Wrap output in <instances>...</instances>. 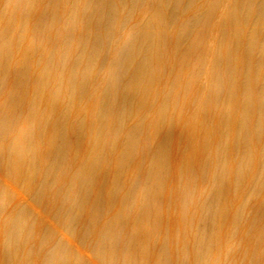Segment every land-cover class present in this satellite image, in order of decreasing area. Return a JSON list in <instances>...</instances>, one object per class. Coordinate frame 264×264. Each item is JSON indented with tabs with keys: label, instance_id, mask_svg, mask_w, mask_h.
Instances as JSON below:
<instances>
[{
	"label": "rangeland",
	"instance_id": "obj_1",
	"mask_svg": "<svg viewBox=\"0 0 264 264\" xmlns=\"http://www.w3.org/2000/svg\"><path fill=\"white\" fill-rule=\"evenodd\" d=\"M97 1L0 0V264H264L260 0Z\"/></svg>",
	"mask_w": 264,
	"mask_h": 264
},
{
	"label": "bare ground",
	"instance_id": "obj_2",
	"mask_svg": "<svg viewBox=\"0 0 264 264\" xmlns=\"http://www.w3.org/2000/svg\"><path fill=\"white\" fill-rule=\"evenodd\" d=\"M99 1V0H98ZM97 1V2H98ZM101 1V0H100ZM241 0H230L229 1V4H232L233 3V5H234V7H238V5H239V2H240ZM256 1V0H255ZM89 2V1H88ZM191 2V1H190ZM254 4V3H253ZM255 4H257V6H255L256 8H258V10H259V12H261V14H263L264 13V0H260V1H256L255 2ZM227 5V4H226ZM86 6V5H85ZM183 6H185V4L183 5ZM87 7V6H86ZM205 7V6H204ZM229 7H230V5H229ZM102 8H103V6H102ZM101 8V9H102ZM142 9V8H141ZM100 10V9H99ZM257 10V9H256ZM146 11V7L144 8V10H142L141 11V13H140V15L142 16V15H144V12ZM147 15V14H146ZM264 16H262L261 18L260 17H258L259 18V20L257 21L258 23H260V24H263L264 25V18H263ZM245 19V18H244ZM218 21V20H217ZM221 21V20H220ZM97 22V21H96ZM255 22V21H254ZM211 23H213V22H211ZM215 23V22H214ZM260 24H257V25H260ZM87 30V29H86ZM79 31V30H78ZM124 31V30H123ZM95 32V31H94ZM119 32V31H118ZM256 33H257V39H258V48H259V53H260V55H259V57L257 58V60H256V58L254 59V61H256L255 62V67L256 68H258L259 70H262V68H264V27L262 26V27H257V29H256ZM80 34V33H79ZM94 34V33H93ZM78 35V34H77ZM88 35V34H87ZM86 35V36H87ZM85 36V35H84ZM149 38V37H148ZM67 39V38H66ZM96 40V39H95ZM141 44V43H140ZM211 44V43H210ZM139 45V44H138ZM138 45H137V47H138ZM114 47V46H113ZM140 47V46H139ZM119 48V47H118ZM151 50V49H150ZM112 51V50H111ZM144 51V50H143ZM138 52V51H137ZM247 52V51H246ZM245 56V58H246V56L247 55H244ZM89 58V57H88ZM244 58V60H246ZM79 60V59H78ZM106 60V59H105ZM102 61H103V59H102ZM253 61V62H254ZM150 62V61H149ZM249 62V61H248ZM137 64V63H136ZM249 64V63H248ZM159 66V65H158ZM137 67V66H136ZM112 68V67H111ZM245 68V67H244ZM138 69H140V68H138ZM264 72V71H263ZM85 74V73H84ZM234 74V73H233ZM247 74V73H246ZM263 74V73H262ZM135 75V74H134ZM137 75V74H136ZM264 75V74H263ZM263 75H261V77H262V79H264V76ZM74 76V75H73ZM131 76V75H130ZM129 76V78H131ZM137 77V76H136ZM140 77V76H139ZM260 76L258 77V79H260L261 78ZM83 80V79H82ZM137 80V79H136ZM84 81H86V80H84ZM148 81V80H147ZM151 81V80H150ZM135 83V82H134ZM137 83V82H136ZM138 84H139V82H138ZM262 87V86H261ZM264 87V86H263ZM263 87H262V90L261 91H263L264 89H263ZM259 90H260V88H259ZM258 90V91H259ZM244 97V96H243ZM94 99V98H93ZM261 99V98H260ZM101 102V101H100ZM243 102V101H242ZM259 102V101H258ZM246 104H248V103H246ZM261 108V107H260ZM28 110V109H27ZM246 113V112H245ZM33 114V113H32ZM241 116V115H240ZM82 118H83V116H82ZM21 124H23V123H21ZM20 125V124H19ZM20 126H22V125H20ZM15 127V126H14ZM22 128H24V127H22ZM22 130V129H21ZM14 131H15V133H14V135L17 137V135L19 134L18 132L20 131V127L18 126V125H16V127L14 128ZM13 133H11V135L13 136ZM30 135V134H29ZM48 135V134H47ZM13 138H14V136H13ZM9 139V138H8ZM31 139H32V137H31ZM15 140V139H14ZM13 139L11 140L12 142H15ZM147 141V140H146ZM1 142V141H0ZM10 142V141H9ZM8 142V143H9ZM47 142V141H46ZM144 142V141H143ZM145 143V142H144ZM32 144H33V142H32ZM47 144H49V143H47ZM10 146V145H9ZM12 146H13V144H12ZM29 146V145H28ZM77 146V145H76ZM75 147V146H74ZM16 149V148H15ZM46 149H48V148H45V150ZM72 150V149H71ZM241 150V149H240ZM245 150V149H244ZM75 151V150H74ZM86 152V151H85ZM241 152V151H240ZM18 153V152H17ZM80 153H81V151H80ZM19 155V154H18ZM17 155V156H18ZM45 155V154H44ZM47 155V154H46ZM45 155V156H46ZM81 156H82V154H81ZM47 157V156H46ZM85 157V156H84ZM231 157V156H230ZM11 158H13V157H11ZM11 158H10V160H11ZM23 158V157H22ZM234 158V156L232 155V158H231V160H234L233 159ZM6 159H7V157H6ZM14 159V158H13ZM18 159V158H17ZM44 160H46V158L44 159ZM170 161H171V163H172V165L173 166H175L176 164H177V162H178V160H177V155L176 154H173V155H171V157H170ZM12 162V161H11ZM230 161H228V163H229ZM73 164V163H72ZM3 166H5V165H3ZM10 166H11V164H10ZM7 167V166H6ZM14 167V166H13ZM5 168V167H4ZM74 168V167H73ZM8 169V168H7ZM6 169V170H7ZM45 169V168H44ZM49 169H50V167H49ZM1 170V172H2V170L3 169H0ZM48 170V169H47ZM47 170H45V171H47ZM131 170V169H130ZM5 171V170H4ZM48 172V171H47ZM43 174H44V172H43ZM229 174H230V172H229ZM38 175V174H37ZM70 175V174H69ZM53 177V176H52ZM67 179H66V181H70V177L67 175V176H65ZM13 178V177H12ZM42 178V177H41ZM6 177L4 176V174H3V172L2 173H0V180H3V181H5L6 182ZM9 179V178H8ZM27 180V179H26ZM8 181V180H7ZM52 181V180H51ZM12 182V181H11ZM49 184V183H48ZM9 185V187L13 190V193H14V195H13V198H12V200L10 201V203H9V205L7 206V208L5 209V211H4V213H2V216L0 217V242H1V238H2V227H3V225L5 224V222H7L9 219H11V217H12V215H13V212H14V210H16L17 208H18V206L21 204V203H26V204H29V205H32V206H34V204H32V202L30 201V199H27V198H25L24 197V193H23V191L21 192V190L19 189V188H17V187H15V185L13 184V182H12V184L10 183V184H8ZM24 186V185H23ZM27 186H29V185H27ZM27 186H26V188H27ZM64 187V186H63ZM202 186H200V185H197L196 186V190H197V192H198V194L199 195H201L202 194V188H201ZM25 188V189H26ZM176 188V187H175ZM39 189V188H38ZM43 189V188H42ZM64 189V188H63ZM3 193V192H2ZM35 193V192H34ZM232 193V192H231ZM11 194V193H10ZM40 194V193H39ZM197 194V195H198ZM1 195H3V194H1ZM49 195V194H48ZM32 196H34V195H32ZM8 197V196H7ZM10 197V196H9ZM9 197H8V199H9ZM52 201H54V197H52L51 199H50V202H52ZM39 202V201H38ZM57 203V202H56ZM47 204V203H46ZM24 205V204H23ZM38 205V204H37ZM23 207V206H22ZM20 208V207H19ZM40 209V208H39ZM56 209V208H55ZM21 210V209H20ZM33 210V209H32ZM55 211V210H54ZM56 211H57V209H56ZM84 211V210H83ZM19 215V214H18ZM22 215V214H21ZM50 215V214H49ZM48 215V216H49ZM55 215V214H54ZM170 215H171V213H170ZM170 215H169V218H170ZM53 216V215H52ZM71 216H73V215H71ZM70 216V217H71ZM108 217V216H107ZM36 219V218H35ZM83 219V218H82ZM81 219V220H82ZM47 220V215H46V211H41V210H38L37 211V219H36V223H35V226L34 227H37V225H39V224H41L42 222H47L46 221ZM87 220V219H86ZM31 221V220H30ZM50 221V220H49ZM106 221H107V219H106ZM171 221V220H170ZM54 222V221H53ZM13 223V222H12ZM179 223H180V221H179ZM31 224V223H30ZM30 224H28V225H30ZM34 224V223H33ZM45 224V223H44ZM69 224V223H68ZM75 224V223H74ZM16 225V224H15ZM53 225V224H52ZM55 225V224H54ZM65 225L67 226V223L65 222ZM33 226V225H32ZM31 226V227H32ZM42 226V225H41ZM58 226V225H57ZM96 226L98 227H100V226H102V224H96ZM11 228V227H10ZM18 228V227H17ZM28 228H30V226L28 227ZM44 228V227H43ZM42 228V229H43ZM54 228V227H53ZM46 229H48V228H46ZM64 229L65 228H63V231H64ZM72 230H73V228H71ZM15 230V229H14ZM27 230V229H26ZM32 230V229H31ZM36 230V229H35ZM54 230V229H53ZM7 232V231H6ZM32 232V231H31ZM43 232V231H42ZM58 233L56 234V235H60L61 237H63V238H68L67 236H66V234H64L62 231H60V230H58L57 231ZM71 232H73V231H71ZM71 232H70V234H71ZM44 233V232H43ZM42 233V234H43ZM49 233V232H48ZM9 234V233H8ZM35 234V233H34ZM15 235V234H14ZM68 235H69V233H68ZM17 236V235H16ZM25 236V235H24ZM66 236V237H65ZM4 237V236H3ZM34 237V236H33ZM37 237H38V235H37ZM181 237V236H180ZM241 237V236H240ZM15 238V237H14ZM70 238H71V235H70ZM182 238H183V234H182ZM25 239V238H24ZM27 239V238H26ZM39 239V238H38ZM59 239V238H58ZM170 239V238H169ZM187 239V238H186ZM6 240V239H5ZM7 240H9V239H7ZM53 240V239H52ZM57 240V239H56ZM72 240V239H71ZM80 240V239H79ZM83 240V239H82ZM15 241H16V238H15ZM63 241V240H62ZM184 241V240H183ZM57 242V241H56ZM58 242H59V240H58ZM57 242V243H58ZM170 242V241H169ZM53 244V243H52ZM55 244V243H54ZM54 244H53V246H54ZM64 245H67V244H65V243H63ZM78 244V243H77ZM46 245V244H45ZM58 245V244H57ZM72 245V244H71ZM1 246V245H0ZM63 246V245H62ZM39 247V246H38ZM44 247V246H43ZM77 247V246H76ZM14 248H16V247H14ZM24 248V247H23ZM60 248H61V246H60ZM64 248V247H63ZM71 248V247H70ZM78 250H79V245H78ZM50 249V248H49ZM99 249V248H98ZM53 250V249H52ZM63 250V249H62ZM65 250V249H64ZM63 250V251H64ZM82 250V249H81ZM101 250V249H100ZM61 251V250H60ZM96 251V250H95ZM78 253V252H77ZM83 253V252H82ZM101 253H102V251H101ZM264 253V252H263ZM59 254H61L60 252H59ZM91 254V253H90ZM89 254V255H90ZM99 254V253H98ZM152 254V253H151ZM31 255V254H30ZM33 255V254H32ZM48 255V254H47ZM62 255V254H61ZM82 255V254H81ZM93 255V253L91 254V256ZM95 255V254H94ZM174 256V255H173ZM35 257V256H34ZM33 257V258H34ZM48 257V256H47ZM94 257V256H93ZM92 257V261H95V260H93V259H96V258H93ZM119 257V256H118ZM27 258V257H26ZM35 258H37V257H35ZM34 258V259H35ZM49 258H50V256H49ZM59 258V257H58ZM101 258V257H100ZM149 258H150V255H149ZM263 258V257H262ZM8 259H9V257H8ZM29 259V258H28ZM39 259V256H38V258H37V260ZM148 259V258H147ZM151 259V258H150ZM149 259V260H150ZM154 259V258H153ZM153 259H151V260H153ZM120 258H119V260H117V262L119 261V263H120ZM0 261H1V259H0ZM36 261V260H35ZM39 261V260H38ZM44 261H45V259H44ZM43 261V262H44ZM99 261V260H98ZM103 261V260H102ZM87 262H88V260H87ZM97 262V261H96ZM96 262L94 263V264H96ZM124 262V261H123ZM263 262V261H262ZM45 263H47V262H45ZM90 263H91V260H90ZM99 263V262H98ZM3 264V263H2ZM84 264V263H83ZM118 264V263H117Z\"/></svg>",
	"mask_w": 264,
	"mask_h": 264
}]
</instances>
